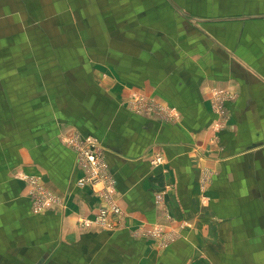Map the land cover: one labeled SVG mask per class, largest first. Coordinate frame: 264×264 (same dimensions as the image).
Listing matches in <instances>:
<instances>
[{
  "label": "crops",
  "instance_id": "obj_1",
  "mask_svg": "<svg viewBox=\"0 0 264 264\" xmlns=\"http://www.w3.org/2000/svg\"><path fill=\"white\" fill-rule=\"evenodd\" d=\"M226 4L0 0V264H264V16ZM76 135L117 181L106 227L82 224L107 204L79 185ZM26 177L58 203L37 212Z\"/></svg>",
  "mask_w": 264,
  "mask_h": 264
},
{
  "label": "built area",
  "instance_id": "obj_2",
  "mask_svg": "<svg viewBox=\"0 0 264 264\" xmlns=\"http://www.w3.org/2000/svg\"><path fill=\"white\" fill-rule=\"evenodd\" d=\"M231 96L227 90H216L213 93L212 101L216 112L220 118L216 123V128L220 129L226 126L227 115L225 114L224 104L227 99ZM131 108L133 111L144 115L157 113L164 119L174 120L175 114L164 113L163 109L159 105L148 102L145 98L139 95H135L134 102L131 101ZM68 144L71 148L77 152L78 164L84 169L85 176L80 179L79 185L84 187L87 185L103 184L104 194L103 197L106 200L107 207H102L98 215L92 219H83L82 224L89 226L90 224L96 223L101 226H108V218L111 213L114 215H122V209L117 205L114 196L117 189V181L110 174L108 164L106 161V152L103 149L99 140L94 137L81 138L80 136H74L69 138ZM162 156L158 155L153 161L155 164L163 163ZM24 180L28 181L31 189V195L33 197L34 209L37 212H41L45 208L52 207L53 204L58 203V198L52 192L45 189L36 178L26 177ZM161 227L156 228L153 231L143 229V233L149 238L159 239L166 233ZM164 244L168 243V239L164 240L161 238Z\"/></svg>",
  "mask_w": 264,
  "mask_h": 264
},
{
  "label": "rangeland",
  "instance_id": "obj_3",
  "mask_svg": "<svg viewBox=\"0 0 264 264\" xmlns=\"http://www.w3.org/2000/svg\"><path fill=\"white\" fill-rule=\"evenodd\" d=\"M229 1H231V4H229V5L226 4V8L228 9V11L223 12V13H219V14H215V16H219L216 18H221L223 16L235 17V18L244 17V16L252 17L253 15L264 16V10H263L264 0H229ZM209 2H210V0H206V1L192 0V3L195 4V7H193V9L195 11H199L200 13H202L204 10L203 8H205V10L208 9ZM187 3H189V1H187ZM238 4H239V8H238ZM196 6L198 7L197 9H195ZM199 15L203 16L204 18L208 17V15L204 14V13L199 14ZM131 101L134 102V99H132ZM68 141H70V139H68ZM150 231H153V229ZM163 233H164V231H163ZM169 236H170L169 233H164L161 236V238H164V240H166V239H168Z\"/></svg>",
  "mask_w": 264,
  "mask_h": 264
},
{
  "label": "bare ground",
  "instance_id": "obj_4",
  "mask_svg": "<svg viewBox=\"0 0 264 264\" xmlns=\"http://www.w3.org/2000/svg\"><path fill=\"white\" fill-rule=\"evenodd\" d=\"M101 185H103V184H101Z\"/></svg>",
  "mask_w": 264,
  "mask_h": 264
}]
</instances>
